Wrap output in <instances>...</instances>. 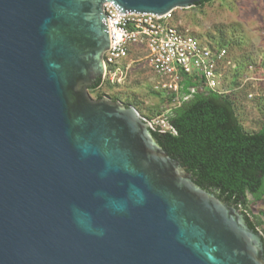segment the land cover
I'll use <instances>...</instances> for the list:
<instances>
[{
	"label": "water",
	"instance_id": "1",
	"mask_svg": "<svg viewBox=\"0 0 264 264\" xmlns=\"http://www.w3.org/2000/svg\"><path fill=\"white\" fill-rule=\"evenodd\" d=\"M204 0H0V264H264L244 213L135 107L89 88L117 14Z\"/></svg>",
	"mask_w": 264,
	"mask_h": 264
},
{
	"label": "built area",
	"instance_id": "2",
	"mask_svg": "<svg viewBox=\"0 0 264 264\" xmlns=\"http://www.w3.org/2000/svg\"><path fill=\"white\" fill-rule=\"evenodd\" d=\"M175 10L154 16L150 13L117 14L109 2L102 5L109 34V48L104 51L100 79L107 84H123L131 65L140 60L152 73L151 89L171 97L169 107L156 119L146 120L150 130H171L166 120L169 110L195 93H230V73L240 74V88L264 80L256 75L251 63L240 69L224 46L208 45L177 20ZM193 82L181 94V82ZM235 89V88H234ZM248 99L254 92H247Z\"/></svg>",
	"mask_w": 264,
	"mask_h": 264
},
{
	"label": "trees",
	"instance_id": "3",
	"mask_svg": "<svg viewBox=\"0 0 264 264\" xmlns=\"http://www.w3.org/2000/svg\"><path fill=\"white\" fill-rule=\"evenodd\" d=\"M208 1L211 0L195 5ZM256 75L264 78L261 65ZM100 83L101 79L89 90H96ZM192 84L184 79L180 93H186ZM153 93L166 105L171 102V97ZM233 93L234 90L224 95L195 93L166 114L171 130L151 132L165 152L191 173L196 184L239 207L246 205L248 195L255 201L264 196V114L259 129L246 132L236 112ZM244 216L249 227L257 231V222Z\"/></svg>",
	"mask_w": 264,
	"mask_h": 264
},
{
	"label": "rangeland",
	"instance_id": "4",
	"mask_svg": "<svg viewBox=\"0 0 264 264\" xmlns=\"http://www.w3.org/2000/svg\"><path fill=\"white\" fill-rule=\"evenodd\" d=\"M181 25L190 29L208 45L224 43L231 58L243 69L253 64L257 71L264 69V0H211L187 9H175ZM240 73V72H239ZM230 73V87L234 90L236 112L246 132L259 129L264 114V80L240 86V74ZM152 73L143 61H135L123 84H107L105 81L89 96H105L123 105H131L146 120L161 116L169 105L151 89ZM235 88V89H234ZM254 92L248 99L247 92ZM248 202L238 209L257 222L256 230L264 239V196L255 201L248 195ZM264 241V240H263Z\"/></svg>",
	"mask_w": 264,
	"mask_h": 264
},
{
	"label": "crops",
	"instance_id": "5",
	"mask_svg": "<svg viewBox=\"0 0 264 264\" xmlns=\"http://www.w3.org/2000/svg\"><path fill=\"white\" fill-rule=\"evenodd\" d=\"M263 81V80H262Z\"/></svg>",
	"mask_w": 264,
	"mask_h": 264
}]
</instances>
